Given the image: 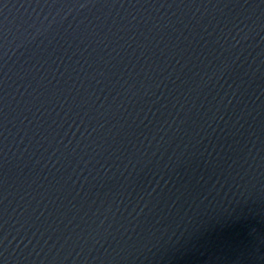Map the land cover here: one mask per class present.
<instances>
[{"label":"water","instance_id":"1","mask_svg":"<svg viewBox=\"0 0 264 264\" xmlns=\"http://www.w3.org/2000/svg\"><path fill=\"white\" fill-rule=\"evenodd\" d=\"M0 264H264V0H0Z\"/></svg>","mask_w":264,"mask_h":264}]
</instances>
